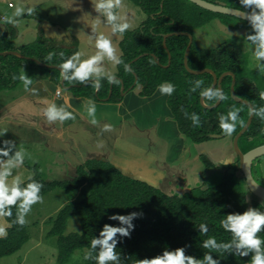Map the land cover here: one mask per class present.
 Returning a JSON list of instances; mask_svg holds the SVG:
<instances>
[{
  "label": "trees",
  "instance_id": "obj_1",
  "mask_svg": "<svg viewBox=\"0 0 264 264\" xmlns=\"http://www.w3.org/2000/svg\"><path fill=\"white\" fill-rule=\"evenodd\" d=\"M130 1L147 16L146 21L137 30L127 31L120 42L122 53L120 58L131 66L132 71L126 72L123 64L118 65L116 75L122 83L112 86L105 80L104 86L97 94L90 86L68 83H65V86L71 87L70 92L76 98L118 104L137 86L142 87L141 97H151L156 93L158 85L170 82L175 85L176 90L169 96L168 105L181 134L195 144L215 140L212 135L223 136L218 127V114L226 113L229 108L235 106L243 109L240 113L243 127L237 123L236 132L232 135L234 138L246 125L249 110L245 104L238 103L232 98V77H226L222 84L227 99L217 108L204 107L200 102L199 89L195 93L190 89L197 80L204 82L203 87L211 86L213 76L210 74L197 76L186 70L184 56L190 39L187 36L171 37L167 40V48L163 45L164 35L173 32L191 33L209 23L212 18L206 17L204 12L211 13L214 18L224 16L201 9L189 0ZM183 1L189 2L200 12L187 8ZM210 2L235 9L239 7V0ZM225 25L237 28L232 23ZM15 39L16 30L13 27L7 26L5 32L0 33V52L17 51L26 57L22 59L12 55L0 56V92L17 90L21 86L22 82L14 80L13 76L18 77L22 68L33 80L31 87L40 80H49L60 86L62 77L57 68L42 67L31 59L58 67L62 60L60 53H63L65 58L72 55L73 50L79 48L78 39L73 37L70 43L48 39L43 31L38 33L32 43L20 47L12 43ZM168 51L172 56L170 66ZM192 54L194 60H191ZM49 55L52 56L51 60L47 59ZM244 59L243 50L235 43H224L210 50L199 48L193 43L189 67L192 70L211 69L219 77L225 72L235 73L236 95L260 106L264 101L259 99L258 93L263 90L258 89L254 82L244 75ZM122 85L124 96L121 94ZM191 113L200 115V126L192 124L188 118ZM262 130L264 123L258 117H254L250 128L239 143L241 144L243 139L247 142L249 139L261 138L264 136ZM202 161L207 172L220 168L206 156H202ZM28 168L35 172L32 177L44 185L42 196L56 189L68 191L71 195L80 192L79 199L71 201L52 220V229L48 234L50 237L59 238L60 264H66L75 251L89 249L91 239L94 235L98 236L105 223L116 225L118 222L108 220V215L113 213L143 212V217L134 221L136 227L131 238L126 237L117 245V251L121 254V264H139V261L145 258L162 254L165 247L175 249L186 245L188 246L186 255L200 259L204 252L209 251L200 247L201 241L207 238L199 235L198 227L201 223L209 226V236H214L218 242H227L231 239V234L220 226L223 215L231 212L242 213L249 207L264 210V202L254 197L247 189L244 177H239L238 173H241L239 160L236 164L222 165L226 173L219 185L197 187L182 196L169 195L145 181L125 174L109 161L96 158H90L82 165H78L73 170V175L70 173L72 176L68 174L71 176L68 179L47 181L37 168V170L32 166ZM76 216L82 219L83 232L64 236L68 221ZM3 218L9 227L7 236L0 238V259L19 252L29 241L26 224L23 227L10 224V220L15 218V210L12 218ZM260 235L264 236V232ZM213 256L214 259L220 258L221 264H247L250 259L215 252ZM88 264L93 262L89 260Z\"/></svg>",
  "mask_w": 264,
  "mask_h": 264
},
{
  "label": "clouds",
  "instance_id": "obj_2",
  "mask_svg": "<svg viewBox=\"0 0 264 264\" xmlns=\"http://www.w3.org/2000/svg\"><path fill=\"white\" fill-rule=\"evenodd\" d=\"M92 9L98 15L94 21L103 24L110 29L111 35L97 32L95 26L91 29L90 39L94 40L95 53L85 56L79 50H73L72 55L64 57L60 53L62 60L58 63V71L63 82L72 85H86L92 87L96 92L104 86L106 80L109 85L117 86L122 81L116 74L106 69L105 61H110L113 65H124L126 72H131V66L125 63L117 55L112 37L123 36L132 25L129 22L128 14H122L124 8L123 0H90ZM224 11L223 8H217ZM35 9L17 4L10 16L4 17V21L16 26L18 18L25 15H32ZM242 19H245L250 26V30L244 34L243 42L251 52V58L255 61L258 71H264V0H239V7L235 10H228ZM239 35V34H237ZM48 60L52 56L47 57ZM22 82L23 90L38 95V90L32 88L33 80L26 74L24 68L19 76H13ZM204 82L197 80L190 91L195 93L199 89L200 102L205 107H216L223 103L227 96L222 87L211 85L203 87ZM161 95L171 96L175 92V85L165 82L157 86ZM67 91V89H65ZM60 95L59 90L56 93ZM259 99L264 101V91L258 93ZM250 117H258L264 123V103L256 106L255 103L247 105ZM243 109L231 107L226 113L218 114V127L225 137H231L236 132L237 123L243 127V120L240 113ZM43 116L49 124L74 120L75 114L65 105H57L55 101L48 103L42 109ZM89 123L96 126L100 123L97 119V109L94 102H89L86 106ZM188 118L194 126H200L201 118L198 113H191ZM113 126L105 123L103 132H111ZM264 131V130H262ZM8 133L5 128H0V218H12L15 210V218L10 220V224L23 227L28 221L27 216L32 211L33 205L43 202L41 194L44 185L28 176L25 180L19 173V169L25 164L29 153L22 145H17L14 140L3 139ZM98 148L103 147V142L97 144ZM264 154V146L255 149L248 157ZM247 167V163L245 164ZM143 212L132 211L128 214L113 213L108 215V220L118 222L116 225L105 223L99 234L94 235L89 243V251L85 254V260H91L93 264H121V254L117 251V245L124 238H131L136 225L134 221L142 218ZM222 229L231 234V239L227 242H218L214 236H209V226L201 223L198 227L199 235L207 237L202 240L200 247L208 249L202 258L197 259L192 255H186L185 247L170 249L165 247L162 254L153 258H145L139 264H221V259H214L213 253H223L231 256L250 257L247 264H264V210L249 207L241 212H231L223 215L220 220ZM7 227L0 224V238L7 236ZM219 257V256H217Z\"/></svg>",
  "mask_w": 264,
  "mask_h": 264
},
{
  "label": "rangeland",
  "instance_id": "obj_3",
  "mask_svg": "<svg viewBox=\"0 0 264 264\" xmlns=\"http://www.w3.org/2000/svg\"><path fill=\"white\" fill-rule=\"evenodd\" d=\"M0 1V31L5 32L7 26H14L6 23L3 18L10 16L17 4H22L25 7L34 8L35 11L30 16L25 15L22 18H18V23L14 28L17 30L16 37L18 31L21 32L22 35L27 27L35 26L32 20L36 21L39 26H42L44 22H49L52 25H59L63 29L68 30L73 37L78 38L80 35L83 37L84 41L81 43L82 46L79 45L78 48V50L85 53L83 58L95 53V42L94 40L90 39V35L92 34L91 29L94 26L97 32H103L105 35H111L109 28H105L103 24H99L94 21V18L98 14L93 11L90 0ZM206 1L210 2L215 0ZM183 3L187 5V8L193 9L195 12H200L189 2L183 1ZM123 4L124 8L122 9V14H128L129 22L132 25L128 31L137 30L140 25L146 21L147 16L130 0H123ZM203 14L206 17H211L212 20L203 27L197 30L195 29L191 32L194 37L195 45L199 48L210 50L216 49L228 41H234L235 44L241 47L244 53V75L251 79L258 89L264 91V71H258L256 69L255 61L251 58V52L247 50L248 46L243 42V36L250 30V26L247 23L231 16H215L218 18L214 19V16H212L211 13L204 12ZM221 19H223V21ZM227 23H232L237 28H232L225 25ZM19 38V43L23 44H29L35 40L34 35L31 33L26 36H20ZM120 38H122V36L119 35L112 37L117 55L121 54V49L119 46ZM15 41L16 39L12 43L19 44ZM191 60H194L193 54L191 56ZM104 63L108 71L114 74L118 73V67L116 65H113L107 60ZM26 74L28 75L27 72ZM61 90L65 91L62 88ZM24 92L25 91L23 90L22 84L17 90L1 91L0 110L2 107L7 105L6 103L9 102L12 97L17 98L23 96L25 95ZM144 123L149 124L151 122ZM144 131L146 133L143 134L141 139H137L136 135L130 132H127V136L124 138H119L117 136L118 131L114 132V134L108 135V140H106V143L112 146L118 156V160L112 164H114L122 172L128 168L135 170L136 166L137 170H140V178H143V176L146 175L147 179H152L151 182L154 181L153 179L156 180V182L152 183V186L163 191L165 189H169L168 192L171 194L179 195L181 189L191 185L189 183L188 176L176 174V171L173 170L176 168L168 167L161 162L155 146V135H152V130L149 129V126L148 128H145ZM33 140L32 142H28L29 144L25 141L16 142L17 145H22L29 153V158H26L25 163L31 165L35 169L37 168L38 170H36L45 180L68 179L73 175V170H71V176H68V173L54 178L52 176H48L46 172L47 161L50 160L54 153L44 149L39 143L40 141L34 142ZM261 145H264V139H257L253 140L252 142H245L243 139L241 141L240 147L245 153H247L251 149ZM213 161L217 165V162L214 159L212 162ZM217 166L220 168L217 167L216 169H212L213 173L207 175L203 185L199 184L194 188L191 185V187L195 189L201 186L209 187L213 185H219V182L222 180L223 175L226 172L222 169L221 164H218ZM169 169H172L173 171H170ZM149 171H152L158 179L152 178V175L149 174ZM252 173L257 183L264 187V157L253 163ZM25 174H27V176L23 178L27 179L29 176L27 171ZM239 176L240 178H243L242 173L240 172ZM79 197L80 192H76L71 195V193L62 189H56L43 196V202L33 205L32 211L26 218L28 221L26 225L28 227L29 241L19 252L9 257L1 258L0 264H60L59 238L54 236L50 237L48 234L52 229V220L57 217L60 210L68 205L71 201H76L79 199ZM0 224H3L7 228L9 227V224L4 218H0ZM82 232V219L76 216L68 221L64 236L76 233L81 234ZM88 251L89 249L87 248L75 251L66 264H88L89 260L84 259V256Z\"/></svg>",
  "mask_w": 264,
  "mask_h": 264
},
{
  "label": "crops",
  "instance_id": "obj_4",
  "mask_svg": "<svg viewBox=\"0 0 264 264\" xmlns=\"http://www.w3.org/2000/svg\"><path fill=\"white\" fill-rule=\"evenodd\" d=\"M2 1L6 2V0ZM32 22L35 26L27 27L22 35L18 31L15 42L19 43L20 36L30 33L36 39L39 33V24L34 20ZM2 32L0 31V33ZM77 39L79 45L84 41L81 35ZM121 40L122 38H120V42ZM23 45L26 44H14L16 47ZM121 55L122 53L118 56L121 57ZM32 88L38 90V95L26 92L23 96L12 97L6 103L7 105L2 107L0 128L8 130L3 139L28 143L32 142L35 137L34 142L40 141L39 143L44 149L53 152L54 155L46 165L47 175L53 178L70 174L71 170L90 158L114 163L118 160V156L112 146L106 143L108 135L118 131L117 136L124 138L127 136V132H130L136 135L137 139H141L146 133L144 129L148 126L152 130V135H155V146L161 162L168 167L176 168L173 169L176 174L188 176L189 183L193 188L199 184L203 185L207 175L213 173L212 169L206 171L202 156L214 159L219 165H232L239 160L233 149V136L195 144L181 134L168 105L169 96L161 95L158 90L151 97H141L142 87L137 86L132 92L126 94L120 103L107 104L86 98H76L70 90L65 92L61 90L60 86L49 80H40ZM58 90L61 91L60 96L56 95ZM53 101L57 105H65L70 111H73L75 119L65 121L63 124L58 122L49 124L43 116L42 109ZM89 102H94L96 105L97 119L100 121L96 126L89 123L86 112ZM144 122L151 123L145 124ZM105 123L113 126L111 132L102 131ZM259 139H264V136ZM253 140L257 139H249V142ZM99 142H103L102 148L97 147ZM28 166L31 165L25 163L18 170L22 177L27 176L26 171L29 176L34 175ZM124 173L151 185L156 182L155 179L151 182L152 179H147L146 175L140 178V170H137L136 166L135 170L128 168ZM149 174L152 175V178H157L152 171H149ZM191 185L181 189L179 195L182 196L190 192L193 189ZM168 191L169 189L164 190L165 193L173 195Z\"/></svg>",
  "mask_w": 264,
  "mask_h": 264
},
{
  "label": "water",
  "instance_id": "obj_5",
  "mask_svg": "<svg viewBox=\"0 0 264 264\" xmlns=\"http://www.w3.org/2000/svg\"><path fill=\"white\" fill-rule=\"evenodd\" d=\"M190 2H192L193 4H195L196 6L200 7L201 9H204L206 11H210L212 13H216V14H222V15H227V16H231L234 17L236 19L242 20L247 22L245 19H242L241 17L237 16L235 14V12L232 11H228V10H235V8H230V7H226L223 5H218V4H214L211 2H208L206 0H189ZM217 8H223L225 9L224 11H218L216 10ZM13 28H15V26H12ZM39 31H43L44 36L48 39H57L58 41H64L66 43H70L73 39L72 34L66 30L63 29L61 26L59 25H52L49 22H44L42 24V26H39L38 28ZM17 31V30H16ZM18 33V32H17ZM179 36H187L190 39L189 45L186 49L185 52V56H184V65L185 68L188 72H190L193 75H203V74H210L213 76V84L212 85H216L217 87H222L223 81L226 77L231 76L233 79L232 85H231V95L232 98L238 102V103H242L245 104L246 106L248 104H251L249 101L244 100L239 98L236 95L235 92V87H236V74L233 72H225L224 74H222L220 77L211 69H203V70H192L189 67V57H190V53H191V47L193 44V36L190 33L187 32H173L167 35H164L163 37V45L165 48H167V40L171 37H179ZM8 55H12V56H17L19 58L25 59L26 57L23 56L22 54H20L17 51H6V52H0V56H8ZM168 57H169V64L168 66L171 65V61H172V56L170 54V52L168 51ZM139 59V58H138ZM33 62L38 63L40 66L51 69V68H57L55 66H51V65H46L44 63L39 62L38 60L35 59H31ZM137 60V59H136ZM134 60V61H136ZM136 83H137V79H136ZM135 83V84H136ZM60 87L62 89H67V91H69L71 89V87H66L65 86V82H63V80L61 81V85ZM112 88V86H111ZM97 94V92H96ZM112 94V91L111 93ZM121 94L122 96L125 95L124 93V85H122V90H121ZM203 105V104H202ZM220 104H218L216 107L217 108ZM204 106V105H203ZM205 107V106H204ZM207 108H212V107H207ZM254 117H250L246 123V125L244 126V128L233 138V149L235 151V154L237 155V157L239 158V165H240V170L241 173L244 177L245 183H246V187L247 189L250 191V193L256 197L257 199L261 200L264 202V187L261 186L260 184L257 183V181L254 179L253 177V173H252V166L253 163L261 158L264 157V154L261 155H257L252 157L249 161H246L245 158L249 156L250 153H252L255 149L260 148L264 145L255 147L253 149H251L250 151H248L247 153H244L240 147V139L242 138V136L248 131V129L250 128L252 122H253ZM213 139H222L223 136L221 135H212ZM247 163V167H245V164Z\"/></svg>",
  "mask_w": 264,
  "mask_h": 264
},
{
  "label": "flooded vegetation",
  "instance_id": "obj_6",
  "mask_svg": "<svg viewBox=\"0 0 264 264\" xmlns=\"http://www.w3.org/2000/svg\"><path fill=\"white\" fill-rule=\"evenodd\" d=\"M208 2H209V1H208ZM217 18H218V17H215L214 19H217ZM221 20L223 21V19H221ZM39 32H40V31H39ZM190 34H191V33H190ZM192 36H193V35H192ZM121 41H122V40H121ZM230 42H231V43H234V41H228V42H226V43H230ZM193 43H194V37H193ZM192 45H193V44H192ZM255 162H256V161H255ZM255 162H254V163H255ZM252 168H253V166H252Z\"/></svg>",
  "mask_w": 264,
  "mask_h": 264
},
{
  "label": "built area",
  "instance_id": "obj_7",
  "mask_svg": "<svg viewBox=\"0 0 264 264\" xmlns=\"http://www.w3.org/2000/svg\"><path fill=\"white\" fill-rule=\"evenodd\" d=\"M59 92H60V95H61V91H59ZM60 95H59V96H60Z\"/></svg>",
  "mask_w": 264,
  "mask_h": 264
}]
</instances>
